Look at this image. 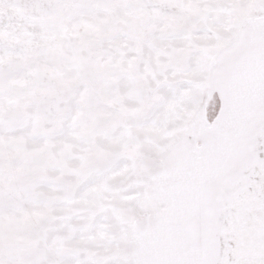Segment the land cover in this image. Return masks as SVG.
I'll return each mask as SVG.
<instances>
[{
    "label": "snow or ice",
    "instance_id": "1",
    "mask_svg": "<svg viewBox=\"0 0 264 264\" xmlns=\"http://www.w3.org/2000/svg\"><path fill=\"white\" fill-rule=\"evenodd\" d=\"M0 264H264V0H0Z\"/></svg>",
    "mask_w": 264,
    "mask_h": 264
}]
</instances>
